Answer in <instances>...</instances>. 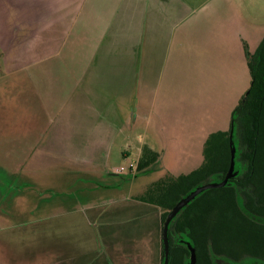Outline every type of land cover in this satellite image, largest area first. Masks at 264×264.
<instances>
[{"label":"crops","instance_id":"0c3cea01","mask_svg":"<svg viewBox=\"0 0 264 264\" xmlns=\"http://www.w3.org/2000/svg\"><path fill=\"white\" fill-rule=\"evenodd\" d=\"M263 38L250 0H0V71L13 80L4 100L23 115L19 137L34 138L24 171L102 200L74 212L77 236L92 223L97 236H148L132 228L135 207L163 236L154 185L200 168L209 137L230 129L250 88L246 50ZM219 85H233L225 100ZM144 148L156 164L131 178L112 172Z\"/></svg>","mask_w":264,"mask_h":264},{"label":"trees","instance_id":"16d2710c","mask_svg":"<svg viewBox=\"0 0 264 264\" xmlns=\"http://www.w3.org/2000/svg\"><path fill=\"white\" fill-rule=\"evenodd\" d=\"M251 84L232 114L226 132L212 134L204 162L190 174L154 185L149 202L163 211L162 225L174 208L199 187L223 182L235 149L234 173L226 186L209 189L181 209L168 230L169 264H189L191 246L196 264H264V38L255 53L246 50ZM159 161L143 149L138 174ZM165 252L162 244V263Z\"/></svg>","mask_w":264,"mask_h":264},{"label":"rangeland","instance_id":"374dc122","mask_svg":"<svg viewBox=\"0 0 264 264\" xmlns=\"http://www.w3.org/2000/svg\"><path fill=\"white\" fill-rule=\"evenodd\" d=\"M250 2L264 20V0ZM12 81L0 71V264H161L162 236H151L154 223H151L150 214L139 208L131 209L137 215L141 212L140 218L134 219L138 222L137 226L132 225V228L146 229L148 236H97L93 228L97 229L98 225L93 223L80 225L84 235L75 234L77 226L73 227L72 224H75V220L80 222L82 218L75 219L74 212L83 210L89 202L102 200H83L80 194L82 187L76 186L71 191L68 178L33 177L24 171L27 162L24 161L25 156L35 149L34 138L31 135L26 140L19 137V123L26 127L22 121L23 115L19 118L14 111L16 107L11 108L4 100L12 92L8 90ZM233 85L228 88L219 85L218 98L225 100L223 95L227 91L230 93ZM237 88L235 85L230 94ZM200 94L203 96L199 98V103L206 99L208 92L202 89ZM200 104L204 105L202 102ZM221 108L222 105L218 110ZM28 122L26 119L27 125ZM154 140L155 135L149 134L147 144ZM135 176L124 175L130 178ZM118 180L126 181V178L120 177ZM123 186L129 188L130 185ZM68 202L70 207L66 206ZM73 202H78L76 205L80 208L72 209ZM85 211H92L93 214L101 212L96 208ZM217 262L237 264L220 258ZM243 263L245 261L238 264Z\"/></svg>","mask_w":264,"mask_h":264},{"label":"water","instance_id":"95a60500","mask_svg":"<svg viewBox=\"0 0 264 264\" xmlns=\"http://www.w3.org/2000/svg\"><path fill=\"white\" fill-rule=\"evenodd\" d=\"M234 157H235V149L233 148L232 150V161H231V166L230 170L223 182L220 183H210L203 185L196 189L192 194H190L184 201H182L180 204H178L174 210L169 214L167 220L165 221L163 225V246H164V252H165V260L164 264H169V254H170V245H169V239H168V230H169V225L171 221L175 218V216L178 214V212L186 207L191 201H193L198 195L203 193L204 191H207L209 189H216V188H222L226 186L228 180L232 178L234 175ZM190 252H191V260L189 264H196V253L195 250L189 246Z\"/></svg>","mask_w":264,"mask_h":264},{"label":"built area","instance_id":"2783aa9c","mask_svg":"<svg viewBox=\"0 0 264 264\" xmlns=\"http://www.w3.org/2000/svg\"><path fill=\"white\" fill-rule=\"evenodd\" d=\"M138 163L139 161H132L126 166H119V167L113 168L112 172L120 176H124V175L135 176L138 172Z\"/></svg>","mask_w":264,"mask_h":264},{"label":"flooded vegetation","instance_id":"af4514ba","mask_svg":"<svg viewBox=\"0 0 264 264\" xmlns=\"http://www.w3.org/2000/svg\"><path fill=\"white\" fill-rule=\"evenodd\" d=\"M248 263H250V262H245V263H243V264H248Z\"/></svg>","mask_w":264,"mask_h":264}]
</instances>
